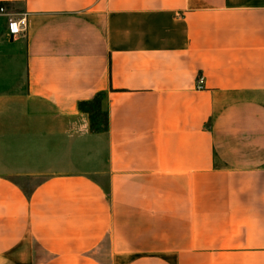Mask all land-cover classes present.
Listing matches in <instances>:
<instances>
[{
  "label": "crops",
  "instance_id": "1",
  "mask_svg": "<svg viewBox=\"0 0 264 264\" xmlns=\"http://www.w3.org/2000/svg\"><path fill=\"white\" fill-rule=\"evenodd\" d=\"M0 4V99L69 118L61 170L0 173V264H264V0Z\"/></svg>",
  "mask_w": 264,
  "mask_h": 264
},
{
  "label": "rangeland",
  "instance_id": "2",
  "mask_svg": "<svg viewBox=\"0 0 264 264\" xmlns=\"http://www.w3.org/2000/svg\"><path fill=\"white\" fill-rule=\"evenodd\" d=\"M42 103L27 96L0 99V173L25 190L65 165L63 128L69 118Z\"/></svg>",
  "mask_w": 264,
  "mask_h": 264
},
{
  "label": "trees",
  "instance_id": "3",
  "mask_svg": "<svg viewBox=\"0 0 264 264\" xmlns=\"http://www.w3.org/2000/svg\"><path fill=\"white\" fill-rule=\"evenodd\" d=\"M96 93L92 98L80 100L77 103L78 109L85 113L88 118V128L90 131L106 130L108 125L107 112L102 109L100 96Z\"/></svg>",
  "mask_w": 264,
  "mask_h": 264
},
{
  "label": "built area",
  "instance_id": "4",
  "mask_svg": "<svg viewBox=\"0 0 264 264\" xmlns=\"http://www.w3.org/2000/svg\"><path fill=\"white\" fill-rule=\"evenodd\" d=\"M4 7L0 4V11H3ZM27 25L26 19L24 16H21L19 18H9L8 20V34L10 35V37H12L13 35L19 33L22 30H25ZM203 82V79L200 77L198 79V83L197 86L201 87Z\"/></svg>",
  "mask_w": 264,
  "mask_h": 264
}]
</instances>
